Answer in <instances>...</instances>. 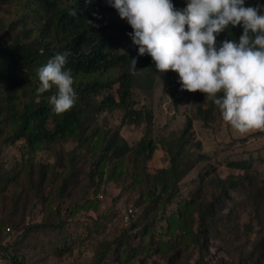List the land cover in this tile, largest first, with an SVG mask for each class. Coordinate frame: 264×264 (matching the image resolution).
<instances>
[{
    "label": "trees",
    "instance_id": "trees-1",
    "mask_svg": "<svg viewBox=\"0 0 264 264\" xmlns=\"http://www.w3.org/2000/svg\"><path fill=\"white\" fill-rule=\"evenodd\" d=\"M172 3L176 9H183L187 0ZM257 4L264 6V0H246L245 7ZM73 9L75 16L70 15ZM0 11L10 15L6 21L0 17V203L6 199L15 213L28 205L48 206L44 191L52 180L58 181L57 169L66 172L58 190L59 207L66 187L81 177L88 180L87 187L92 186L95 196L106 176L123 181L129 178L132 189L139 187L132 207L139 208L140 216L148 220L140 224L137 211L131 209L127 229L104 246L92 264H111L112 246L116 245V256L125 239L137 232L145 236L149 231L160 237L156 250L169 263L188 261L191 249L196 248L198 256L192 264H230L221 257H211V239L217 235L227 202L235 203L231 192L243 190L248 201L255 203V215L242 225L241 232L236 231L240 237L233 242H240L235 248L246 250L236 264H264V216L259 213L258 202L263 200L264 191H260L252 169L255 159L227 161L225 168L239 172L233 178L210 177L209 171L213 173L215 167H207L208 172L199 170L200 183L183 192V180L205 158L195 141L192 120L187 117L177 131L157 136L152 129L151 109L135 107V89L149 94L158 72L149 55L130 53L129 49H137L127 35L132 29L107 0H0ZM242 31L239 25H229L222 33L227 39L238 40ZM62 53H68L66 68L73 72L78 99L73 108L58 114L48 103L51 92L37 94V69ZM133 58L137 60L135 72L131 69ZM197 93L201 104L196 107V118L208 125L217 112L223 120L212 98ZM222 95L217 93V97ZM113 112L121 114V125H111L108 116ZM122 125L142 126V137L129 145L120 133ZM69 143L72 146L68 149ZM12 147L17 156L6 162L3 150ZM157 149L165 154L166 164L150 170L149 161ZM43 155L47 156L45 162ZM86 203L81 196L70 215L88 208ZM55 216L56 222L23 227L12 223L10 217L4 218L0 228L9 225L5 234L13 229L18 235L10 245L0 243V257L10 264H27L22 250L37 252L46 246L55 256L70 254L80 228L71 231V222L60 211ZM222 227L228 228L225 223Z\"/></svg>",
    "mask_w": 264,
    "mask_h": 264
},
{
    "label": "rangeland",
    "instance_id": "rangeland-1",
    "mask_svg": "<svg viewBox=\"0 0 264 264\" xmlns=\"http://www.w3.org/2000/svg\"><path fill=\"white\" fill-rule=\"evenodd\" d=\"M0 17L4 21L10 19V15L1 11ZM225 39H227L225 34L220 33L217 37V42L219 43ZM129 50L132 55H137L136 48ZM134 93L136 108L144 105L151 109L153 116L152 129L157 136L163 135L166 137L171 131L180 129L187 117L191 118L195 141L200 143V155L204 154L205 158L203 163L183 180L184 193L200 183V178L198 177L197 179V173L199 170L208 172L209 169L207 170V167H215L213 173L209 171L210 177H236L239 172L225 168L224 165L230 159L245 157L255 159L252 169L257 173L259 182L257 185L260 191H264V185L262 186L264 181V130H254L241 134L224 120H219L220 115L217 112H215L212 122L205 125L195 115L196 107L201 104L199 94L197 92L182 91L178 75L174 72L156 73L153 76V86L149 94L138 92L136 89ZM108 119L111 125H121V114L119 112H113L111 116H108ZM141 127L122 125L120 133L129 145H133L143 135L144 128ZM71 146L72 144L70 143L66 144L68 149ZM3 154L4 161L10 162L13 157L17 156V151L15 147L7 148L3 150ZM40 156L39 154L38 157ZM165 158L166 156L161 149L155 150L152 159L149 161V169L153 170L163 167L166 164ZM46 159V155L41 158L44 162ZM57 174L58 181L55 182L56 179L52 180V184L46 187L44 191L46 195L48 194V206L38 204L35 208H31L28 205L24 211L18 210L15 213L10 208L9 201L5 199V203H0V221L10 217L12 223L15 225L19 223V225H22L21 227L52 221L56 222L55 212L60 211L71 222V231L72 229L80 228L79 232H76L78 236L73 246L74 249L70 254H65L62 257L55 256L49 246L41 247L37 249V252L29 251L27 253L22 250L26 255L27 264H92L102 248L116 240L122 234V230L127 229L128 220H124L123 217L122 220L120 218L126 210L132 209L135 213L137 211L138 217H140V224L148 220L140 216L139 208L136 210L132 207V204L137 201L139 187L132 189L129 178L123 181L121 177L112 180L106 176L100 183L99 190L95 196L91 192L92 186L87 187L88 180L81 177L76 184L66 187L63 196L64 202L59 207L58 190L66 172L57 169ZM209 179L207 180L209 181ZM206 191L211 192L214 189L207 188ZM242 191L231 192L235 203L227 202L221 214L222 218L218 222L217 235L211 239V257L214 256L216 259L221 257L230 264L238 263L246 251L244 248H235V245H239L240 242V240L236 243L233 242L240 237L236 231L239 230L241 232L242 225L255 215V203L248 201L247 195L242 193ZM250 191L253 192L252 189ZM11 192L8 191L7 193L10 194ZM81 196L85 197L86 201H88L86 205L90 206L84 209H77L74 215H70L72 206L75 207ZM262 199L258 201L261 202L259 213L264 216V198L262 197ZM94 200H97L96 204ZM262 222L264 225V220ZM223 223L232 229L222 227ZM6 227H9V225H6ZM6 227L0 228V243L2 246L13 243L18 235V232L13 229H11L12 232L10 234H5ZM134 232L132 231L130 234ZM157 242H160V237L157 233L149 231L144 236L137 232L135 235L130 236L129 239L123 241L122 246L117 250L118 255L114 256L113 248L116 245L112 246L109 254L110 262L111 264H192L198 256L196 248H193L189 253L188 261L184 263L180 261L169 263L165 256L157 252V244H155ZM0 264L10 263L9 260L0 257Z\"/></svg>",
    "mask_w": 264,
    "mask_h": 264
},
{
    "label": "clouds",
    "instance_id": "clouds-1",
    "mask_svg": "<svg viewBox=\"0 0 264 264\" xmlns=\"http://www.w3.org/2000/svg\"><path fill=\"white\" fill-rule=\"evenodd\" d=\"M107 2L131 27L127 35L137 55H149L157 72L176 73L182 91L207 94L237 132L264 130V6L245 7L246 0H187L183 9L172 0ZM229 25L242 27L239 39L218 43ZM67 56L56 54L37 69V94L51 92L48 103L58 114L78 99ZM130 61L137 71V60Z\"/></svg>",
    "mask_w": 264,
    "mask_h": 264
},
{
    "label": "built area",
    "instance_id": "built-area-1",
    "mask_svg": "<svg viewBox=\"0 0 264 264\" xmlns=\"http://www.w3.org/2000/svg\"><path fill=\"white\" fill-rule=\"evenodd\" d=\"M101 198V196H99ZM132 210L128 209L127 212L124 214V220H128L129 217H132ZM9 229L7 228L6 231H8Z\"/></svg>",
    "mask_w": 264,
    "mask_h": 264
}]
</instances>
